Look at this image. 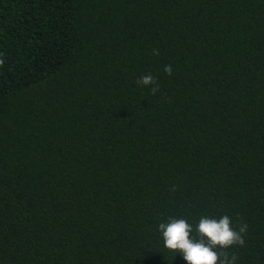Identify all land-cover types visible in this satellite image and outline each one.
I'll return each instance as SVG.
<instances>
[{
    "label": "trees",
    "instance_id": "trees-1",
    "mask_svg": "<svg viewBox=\"0 0 264 264\" xmlns=\"http://www.w3.org/2000/svg\"><path fill=\"white\" fill-rule=\"evenodd\" d=\"M0 61V264H187L157 225L225 214L264 264V0H0Z\"/></svg>",
    "mask_w": 264,
    "mask_h": 264
},
{
    "label": "clouds",
    "instance_id": "clouds-1",
    "mask_svg": "<svg viewBox=\"0 0 264 264\" xmlns=\"http://www.w3.org/2000/svg\"><path fill=\"white\" fill-rule=\"evenodd\" d=\"M153 55L159 56V50L153 49ZM3 61H0L2 64ZM165 73L173 74L171 65L165 66ZM138 86L149 87L156 95L160 89L158 82L150 73L142 75L135 81ZM175 191V187L171 189ZM164 247L173 253L182 255L187 264H237L238 257L229 253V249L245 245L247 223L233 226L227 214L219 218L200 217L195 226L185 218L169 217L167 222L157 225Z\"/></svg>",
    "mask_w": 264,
    "mask_h": 264
}]
</instances>
